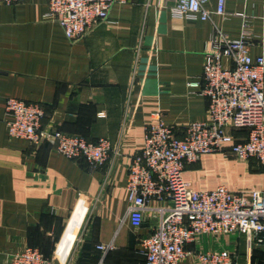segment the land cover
Returning a JSON list of instances; mask_svg holds the SVG:
<instances>
[{"label":"crops","instance_id":"0c3cea01","mask_svg":"<svg viewBox=\"0 0 264 264\" xmlns=\"http://www.w3.org/2000/svg\"><path fill=\"white\" fill-rule=\"evenodd\" d=\"M160 2L115 3L105 22L77 40L67 39L47 17L48 0L0 5V264L26 246L38 247L55 264H99L96 245L108 243L113 247L102 264L143 263L139 239L150 234L156 218L150 210L139 228L131 226L125 184L130 157L142 148L153 113L176 129L206 120L208 97L190 92L186 82H202L214 26L235 39L246 24L250 56L264 57V0H224V15L213 13L217 0H207L212 13L205 21L175 18L171 1L158 8ZM9 98L40 104L44 126L118 144L110 174L105 167L88 170L47 142L10 137ZM183 179L196 190L224 185L234 192L264 191V166L209 153L186 164ZM244 245L238 234H201L185 249L236 250L244 263ZM178 264L198 263L188 255Z\"/></svg>","mask_w":264,"mask_h":264},{"label":"built area","instance_id":"2783aa9c","mask_svg":"<svg viewBox=\"0 0 264 264\" xmlns=\"http://www.w3.org/2000/svg\"><path fill=\"white\" fill-rule=\"evenodd\" d=\"M26 0H0V5H16ZM169 1V12L188 21L210 20L207 0ZM125 0H48L47 17L59 23L69 40L84 37L94 26L105 22L115 3ZM213 13L224 15V0H217ZM246 26V24H245ZM239 38H230L214 26L208 41L201 79L186 82L190 92L208 97L207 118L193 121L183 129L166 124L160 112L145 128L144 144L130 157L126 178L127 218L139 228L150 210L156 225L139 239L142 264H178L194 255L198 264H248L238 261L237 252L226 248L208 251L186 250L185 245L201 234L214 236L245 234L246 242L264 253V191L234 192L224 185L196 190L183 179L186 164L198 162L209 153L240 160L255 159L264 166V57L252 58L253 42L245 29ZM228 60L224 66L223 59ZM8 134L33 145L49 143L70 160L84 161L90 171L105 167L106 177L120 155L118 144L106 137L87 141L82 135L65 133L43 125L45 111L40 104L17 98L6 102ZM103 115V114H100ZM244 130V136L234 131ZM154 200L165 203L151 206ZM112 244H97L99 264ZM7 264H55L38 248L26 246L11 254Z\"/></svg>","mask_w":264,"mask_h":264},{"label":"rangeland","instance_id":"374dc122","mask_svg":"<svg viewBox=\"0 0 264 264\" xmlns=\"http://www.w3.org/2000/svg\"><path fill=\"white\" fill-rule=\"evenodd\" d=\"M228 157H233V156L230 155ZM233 176L235 177L236 181L239 179L237 178V175L233 174ZM240 235L242 238H244V244H246L241 248L242 262L244 261V263L246 262L248 264H264V254L261 252V250L257 246H254L253 244H248L246 242L245 234H240Z\"/></svg>","mask_w":264,"mask_h":264},{"label":"trees","instance_id":"16d2710c","mask_svg":"<svg viewBox=\"0 0 264 264\" xmlns=\"http://www.w3.org/2000/svg\"><path fill=\"white\" fill-rule=\"evenodd\" d=\"M262 252V251H261ZM263 253V252H262ZM264 254V253H263ZM45 256H47V255H45ZM47 257H49V256H47Z\"/></svg>","mask_w":264,"mask_h":264}]
</instances>
